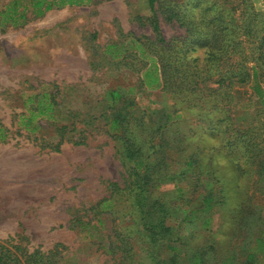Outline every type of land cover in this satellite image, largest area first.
Wrapping results in <instances>:
<instances>
[{"label": "rangeland", "instance_id": "obj_1", "mask_svg": "<svg viewBox=\"0 0 264 264\" xmlns=\"http://www.w3.org/2000/svg\"><path fill=\"white\" fill-rule=\"evenodd\" d=\"M28 16L0 34V121L10 129L0 140V241L62 244L59 264L243 263L264 227V71L262 95L234 75L253 57L264 62V0H92ZM220 26L227 46L216 58L202 37ZM149 68L159 88L142 84ZM113 91L125 97L116 106ZM31 92L60 103L35 133L14 124ZM123 152L130 163L150 156L147 184L130 177ZM159 218L176 251L146 246L145 222Z\"/></svg>", "mask_w": 264, "mask_h": 264}, {"label": "trees", "instance_id": "obj_2", "mask_svg": "<svg viewBox=\"0 0 264 264\" xmlns=\"http://www.w3.org/2000/svg\"><path fill=\"white\" fill-rule=\"evenodd\" d=\"M22 1V3H21ZM92 0H13L10 1L9 4H7L4 8L0 7V34L6 31L8 26L13 27H19L24 25L29 20V12L32 13L34 17H42L45 13H47L49 10L55 8V7H64L66 5H82L88 2H91ZM245 1V0H244ZM155 0H150L151 8L154 7ZM177 10L174 8L172 10V14L169 16L170 18L175 17V12ZM158 28V27H157ZM213 32V33H212ZM211 36L213 38H210L209 32H205L203 34L204 37H202L205 40V44L210 43V40L214 41L211 42V47L214 50V57L220 58V55H223V50L226 47L227 44H225V38L224 33L225 28L222 26L216 27L215 30H212ZM221 42V43H220ZM109 47L118 48L117 44H112ZM260 48H264V37L262 39V44ZM260 54H262L260 52ZM264 55V50L263 54ZM255 63L252 67H250L249 70H253L252 74L248 71H244L241 73H238L239 75H234V77H239V82L245 83L248 81H253V90H255L256 93L259 95L263 94V90L260 86V81L258 78L259 72L264 71V62L262 61V57H258V59L254 58ZM166 66V65H165ZM164 66V67H165ZM163 67V70H164ZM159 70L156 68L155 71L151 70L150 68L147 69L144 72L143 78L141 79L142 84L146 86L147 88H159L161 84L163 83V79L158 74ZM262 73V72H261ZM252 76V77H251ZM233 77V76H232ZM231 77V78H232ZM227 78H222L221 82L225 83ZM248 80V81H247ZM255 83V85H254ZM111 98L114 100L112 106H116L117 101H120L121 99H125L122 93L119 91H113ZM59 101L56 99L55 94L51 92H42V93H33L25 97L24 100V106L25 111L18 115L17 119L14 121L15 126H17V129L22 130L25 129L31 133L37 132L39 129L43 128L41 125L42 120H50L54 118V113L56 107L59 105ZM115 109V108H114ZM118 122H115V127L118 126ZM67 126L63 125L60 126V130H65ZM10 129L7 128L4 123L0 121V140H5L9 135ZM77 144H85V141H79ZM252 145V143H250ZM142 147V146H141ZM122 156L123 163L126 166L127 170L129 171V175L131 178L135 179V182L137 186H142V183L147 184V179L149 178L146 172L147 169L150 166V156L144 155L143 157H136L133 159L132 163L128 161V156L125 155ZM188 164H193L192 161H188ZM147 170V171H146ZM144 171V172H143ZM146 171V172H145ZM111 186H114L116 188V191L123 190L122 187L118 183H110ZM154 187L159 186L152 185ZM149 189V188H148ZM150 190V189H149ZM212 200L213 197L208 196L205 199V207L204 210L207 211L212 208ZM109 201L108 198L104 199L102 202ZM101 202V203H102ZM141 204L144 203L143 200H139ZM100 203V204H101ZM158 203V207L156 211L164 212V205ZM155 202L153 203H147L145 204L144 214L149 215L150 212H154ZM198 212H201L200 210ZM261 218V216H260ZM76 222L81 227L83 225H91V220L88 222L84 221L81 217H78ZM71 228L75 227V225H72ZM171 231V228L169 226L164 225V221H162L161 218L156 220H152L151 222L146 221L145 222V229L143 231L144 235L143 239L146 243V246L150 247L151 244L157 243L158 241H166L169 242L170 248L173 250H177L178 247L175 245H172L176 243L177 239L171 234L168 233ZM142 233V234H143ZM29 238L26 235H20L19 239L17 238H9L4 241H0V264H59V261L57 259V256L59 252L63 251V249H60L61 247H64L62 244H57L55 248H53L50 251H43L41 247L38 248H30L28 245ZM174 241V242H173ZM172 244H171V243ZM117 241L114 242L116 244ZM115 249H121L122 251H125V254L128 256L129 249L128 247H124V242L121 244H116ZM65 249V247H64ZM247 250V257L246 260L243 263L240 264H260L261 255L264 258V227L260 231V234L255 239V244L250 247ZM126 255L124 257H126ZM151 255H154L151 253ZM232 259V256H225V258L222 260L224 264H231L230 260ZM189 264H205V259L201 256H191V258L188 259Z\"/></svg>", "mask_w": 264, "mask_h": 264}]
</instances>
